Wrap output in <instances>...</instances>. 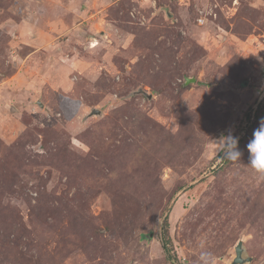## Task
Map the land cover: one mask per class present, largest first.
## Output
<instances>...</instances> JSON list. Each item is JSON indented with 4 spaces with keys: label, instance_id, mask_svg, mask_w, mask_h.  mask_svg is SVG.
<instances>
[{
    "label": "rangeland",
    "instance_id": "1",
    "mask_svg": "<svg viewBox=\"0 0 264 264\" xmlns=\"http://www.w3.org/2000/svg\"><path fill=\"white\" fill-rule=\"evenodd\" d=\"M263 99L264 0H0V264H264Z\"/></svg>",
    "mask_w": 264,
    "mask_h": 264
},
{
    "label": "clouds",
    "instance_id": "2",
    "mask_svg": "<svg viewBox=\"0 0 264 264\" xmlns=\"http://www.w3.org/2000/svg\"><path fill=\"white\" fill-rule=\"evenodd\" d=\"M239 137L229 130L227 135L222 134L214 143L217 145L215 151L222 152L224 157L236 161L242 152L238 146ZM249 152V163L259 173L264 174V118L259 121V126L253 131L252 139L246 145Z\"/></svg>",
    "mask_w": 264,
    "mask_h": 264
},
{
    "label": "trees",
    "instance_id": "3",
    "mask_svg": "<svg viewBox=\"0 0 264 264\" xmlns=\"http://www.w3.org/2000/svg\"><path fill=\"white\" fill-rule=\"evenodd\" d=\"M263 101H264V99L261 100L260 103H258L257 108H256V111L261 107V105L263 104ZM246 118L247 119H250V114L249 113L246 114ZM221 153L222 152H219V154H218L219 156L218 157L221 158L222 161L226 160V158L224 157V155H222ZM162 225H163V226H161L162 229L163 230H166L167 227H168V219H167V216H164L163 217V219H162ZM143 236H145V235H143ZM160 240H161L162 248L165 251V257H166V259L167 260H171L170 254H169L168 249H167V246H166V244H167L166 241L167 240H165L163 237H160Z\"/></svg>",
    "mask_w": 264,
    "mask_h": 264
},
{
    "label": "water",
    "instance_id": "4",
    "mask_svg": "<svg viewBox=\"0 0 264 264\" xmlns=\"http://www.w3.org/2000/svg\"><path fill=\"white\" fill-rule=\"evenodd\" d=\"M185 82H189V78H186ZM98 110H95L96 113ZM235 255L233 258L234 264H242L244 262L250 261L251 257L244 256V247L242 240H239L236 245L234 246Z\"/></svg>",
    "mask_w": 264,
    "mask_h": 264
}]
</instances>
